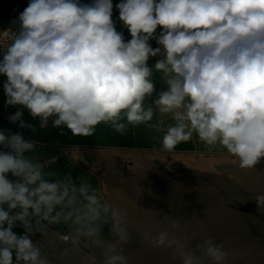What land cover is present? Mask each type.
<instances>
[{
  "label": "clouds",
  "instance_id": "1",
  "mask_svg": "<svg viewBox=\"0 0 264 264\" xmlns=\"http://www.w3.org/2000/svg\"><path fill=\"white\" fill-rule=\"evenodd\" d=\"M113 7V0H29L15 31L4 34L5 106L27 109L41 128L52 118L53 127L85 137L100 124L124 135L157 114L168 116L162 150L195 135L209 151L224 150L240 169H256L264 160V0H120L115 8L127 41L116 29ZM152 57L159 58L149 66ZM155 72L163 80L159 91ZM7 119L35 130L21 110ZM35 147L20 133L0 130L6 149L0 150V264H54L49 248L57 247L63 259L77 243L88 250L87 264H129L123 246L134 237L127 210L89 177L77 183L46 172L52 160L26 155ZM254 202L264 210V194ZM159 214L165 230H145L141 238L173 249L180 264H204L205 258L229 264L236 255L210 236L186 247L168 230L180 228L179 221ZM61 223L74 233L68 246L52 228ZM17 224L23 234L14 232ZM37 233L41 239L34 241Z\"/></svg>",
  "mask_w": 264,
  "mask_h": 264
},
{
  "label": "rangeland",
  "instance_id": "2",
  "mask_svg": "<svg viewBox=\"0 0 264 264\" xmlns=\"http://www.w3.org/2000/svg\"><path fill=\"white\" fill-rule=\"evenodd\" d=\"M156 156L137 155V197L114 199L115 205L127 210L134 237L133 243L123 246L129 264H180L173 249L152 247L141 238L145 230L153 235L165 230L161 212L179 221L180 228L168 230L186 247L210 236L236 253L229 256V264H264V210H257L254 202L264 194V160L256 169L242 170L226 152L191 155L186 162ZM108 231L103 229L106 239ZM73 239L68 235L66 241ZM76 250V260L63 264H87L88 250L79 243ZM204 264H210L207 258Z\"/></svg>",
  "mask_w": 264,
  "mask_h": 264
},
{
  "label": "crops",
  "instance_id": "3",
  "mask_svg": "<svg viewBox=\"0 0 264 264\" xmlns=\"http://www.w3.org/2000/svg\"><path fill=\"white\" fill-rule=\"evenodd\" d=\"M83 3H90L91 0H82ZM120 0H113V20L116 22L117 31H122L127 41L130 34L123 28L119 21V12L115 5ZM29 0H0V26L14 25L19 13L28 5ZM15 26V25H14ZM158 32L160 29L157 30ZM153 48L157 47L155 41H150ZM159 57L149 59V66H154ZM153 80L156 83L157 91L161 90L163 80L161 74L155 72ZM6 77L0 75V130H8L11 133H20L25 140L34 141L36 147L32 153L26 155L36 156L39 161L45 157L56 156V160L46 166L45 171L59 173L61 176L70 175L78 183L80 177H89L94 186L104 189L105 197L113 203L114 199L137 197V155L150 156L168 155L167 160H180L186 162L191 155H202L205 153L216 154L225 152L220 149L209 151L198 138L194 135L189 142H181L172 150H162L160 148L163 130L169 123L170 117L157 114L152 121L136 127H129L124 135L113 131L110 127L100 124L92 136L73 135L66 126L53 127L52 118H49L46 128L40 127L39 118L33 119L27 109L21 106H5L6 97L4 94L3 83ZM17 110L23 112V119L26 124H31V128H21L19 122L11 123L7 118L14 115ZM8 134L7 132L5 133ZM155 149V150H154ZM0 150H5L0 148ZM156 156V159L159 158ZM153 159V158H151ZM155 159V158H154ZM142 164V163H140ZM9 179H14L9 175ZM140 183L142 180L139 181ZM113 189H119L113 192ZM153 195L150 196H162ZM167 196V195H165ZM139 197H142L139 195ZM120 204V202H118ZM105 225L103 229H109ZM53 230L63 234L74 235L71 226L63 223L53 225ZM18 235L23 234L22 227L17 224L13 229ZM32 239L40 240L41 236L37 233ZM70 241H65L63 246L70 245ZM49 255L54 264L70 263L77 258L76 245L72 251L63 259L59 258L57 247L49 248Z\"/></svg>",
  "mask_w": 264,
  "mask_h": 264
},
{
  "label": "built area",
  "instance_id": "4",
  "mask_svg": "<svg viewBox=\"0 0 264 264\" xmlns=\"http://www.w3.org/2000/svg\"><path fill=\"white\" fill-rule=\"evenodd\" d=\"M13 31H15V26L14 25L7 24V25L0 26V55H2L3 50H4V46H5V43H6V37H5L4 34L8 33L10 35L11 32H13ZM49 160L55 161L56 160V156L52 155V156H49V157H45L42 160H40V162L43 163V162L49 161ZM63 236H66L67 239H68V235L67 234H65Z\"/></svg>",
  "mask_w": 264,
  "mask_h": 264
},
{
  "label": "bare ground",
  "instance_id": "5",
  "mask_svg": "<svg viewBox=\"0 0 264 264\" xmlns=\"http://www.w3.org/2000/svg\"><path fill=\"white\" fill-rule=\"evenodd\" d=\"M142 247H143V245H142ZM142 247H141V248H142Z\"/></svg>",
  "mask_w": 264,
  "mask_h": 264
}]
</instances>
